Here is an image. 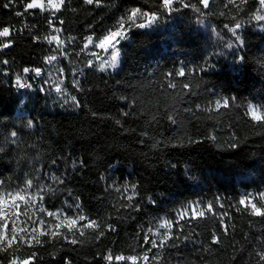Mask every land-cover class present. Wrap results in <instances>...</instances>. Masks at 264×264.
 Segmentation results:
<instances>
[{
    "label": "trees",
    "instance_id": "16d2710c",
    "mask_svg": "<svg viewBox=\"0 0 264 264\" xmlns=\"http://www.w3.org/2000/svg\"><path fill=\"white\" fill-rule=\"evenodd\" d=\"M29 2L0 0V30L10 29L0 37V193L33 181L32 219L21 216L17 230L57 231L61 221L51 211L94 219L103 235L77 232L78 244L40 236L41 244L0 252V264L31 253L33 264H132L108 261L109 253L136 257L137 264H264L258 255L264 217L238 203L264 193V125L246 114L249 105L264 107V21L253 19L258 0L243 10L225 7L227 0H210L208 8L184 0L194 7L176 3L173 11L162 0H65L59 11L26 10ZM137 8L155 13L156 21L131 27L119 44L118 71L97 70L88 38L99 42ZM53 35L63 44H50L46 37ZM18 75L30 86H18ZM225 99L228 107L221 106ZM210 202L216 215L180 219L189 205ZM165 221L173 223V238L152 247L146 238L159 244L153 233H168L160 227ZM214 235L221 243L212 242Z\"/></svg>",
    "mask_w": 264,
    "mask_h": 264
},
{
    "label": "snow or ice",
    "instance_id": "6c2138e0",
    "mask_svg": "<svg viewBox=\"0 0 264 264\" xmlns=\"http://www.w3.org/2000/svg\"><path fill=\"white\" fill-rule=\"evenodd\" d=\"M11 2V0H9ZM88 4H92L94 2L99 3V0H86ZM199 2L203 5L204 8H208L210 4V0H199ZM248 0H239V3H237V0H227L225 7L228 5H232L239 10L242 9V5L246 4ZM179 3L183 7H194L193 5H190L188 3H184V0H162V7L164 10L167 11H173L175 10L173 8V5ZM259 7L257 8L256 12L253 14V19L257 22L264 21V0H258ZM65 4V0H47V3H45V0H31V2L26 4V10L27 9H40L41 11H47V10H55L59 11L61 7ZM5 8L8 7V4L4 5ZM199 11V9H196ZM21 13H17V15H20ZM138 19H142L146 21V23H136ZM157 19V15L155 13L149 14L142 12L140 9H133L130 13V15L127 17V20H120L118 22L117 27L110 31L107 35H105L97 45L100 49L104 51H108L110 48H116V46L120 43L122 39H125L127 37L128 31L131 30L132 26L138 27V28H145L151 26ZM241 24L237 23L235 25V28H233L231 31L233 35H236V31L241 28ZM54 31L59 32V29H54ZM10 35V29L8 27L3 28L0 30V37H8ZM48 39V42L51 44L53 42L57 43V45L63 44V41L59 38V36L53 35L50 38L46 37ZM237 40L240 39L239 36L236 37ZM88 43L92 44L93 39L92 37L88 38ZM231 47V45H228ZM3 48L10 47V43H3ZM119 57V52L117 51L115 54L111 56V63L110 67L115 68L117 66ZM49 61L55 60L56 57L52 56L48 58ZM4 63H7V61H4ZM104 66H101L100 71H104ZM29 71H35L38 75L40 73L39 69L31 70L28 68L23 69L24 73H28ZM179 76H184L185 73L183 69H181L178 73ZM16 83L18 86H30L22 84V78L18 75L16 78ZM169 87L176 88V84L172 83L169 84ZM185 88H188L189 86L187 84L184 85ZM56 92H61L62 89L57 86ZM75 100V97L72 98ZM235 99V98H233ZM218 105H220V102H217ZM223 107L229 106V100L225 99L223 101V104L221 105ZM247 115L250 116L251 120L255 123L264 125V107L260 106H254L249 105L247 110ZM31 126V125H29ZM11 135L13 137L16 136L15 132H12ZM213 139H215L213 137ZM58 179V178H54ZM61 183L63 181H60ZM3 182L0 181V185H2ZM26 186L24 188H21L18 191L15 192H9L7 194L0 193V252H9L10 249L16 250L19 248L20 242L24 243H30L34 242L36 244H41L43 241H41L40 236H50L51 238L55 239L56 237H60L62 239L68 240L72 244H78L82 243L77 236L76 233H79V237H86V230H91L97 233V235H103V227L102 225L97 222L94 219H90L87 216L84 215H78L76 217H71L65 215L63 220L59 224L55 225V228L57 231H53L51 229L45 231L43 227L40 229L36 227H32L31 232L28 231V229L25 228H19L17 230L16 225L18 222H21L19 218L21 216L27 217L29 220L32 219V216L29 215V212L32 210V205L36 202L37 196L30 195L28 193V189L33 186L32 180H27L25 182ZM119 191V189H117ZM134 191V189H133ZM38 195V194H37ZM129 200L133 199L132 196L127 197ZM39 200L43 201V196H39ZM239 205L243 206L245 210L249 212L250 215L255 217H264V193H261L258 197H250V196H244L239 200ZM24 207V210L21 211V207ZM131 206V205H129ZM71 207V205L69 206ZM76 207H79V205H76ZM189 208L192 209V215L191 217L188 216V209H185L183 212L180 213V219H198L205 217L206 213H211L213 215H216L214 212V208L212 203H208L203 209L197 207H193L189 205ZM239 210V208L237 209ZM40 212H45L46 209L42 206L39 208ZM34 215V213H33ZM47 215L49 217H56L58 214L48 211ZM227 215V213H224L221 216V222L223 223V216ZM14 217V219L11 220V223L13 225L12 229H9V219ZM82 221H87L86 223L80 224ZM40 225H44V221H39ZM178 223V221H177ZM33 224H36V221H33ZM79 225V227H78ZM61 227L67 228L68 232L72 233L71 238L63 233L58 231ZM110 231H115L114 226L108 225L107 226ZM161 228L168 229V233L161 235V233L154 232L153 235L160 237V243L157 244L154 240H148L146 238V242L150 243L152 247H163L165 244H167L168 240L172 239L171 236V229L173 228V223L171 221H165L163 224L160 225ZM148 232L152 233L153 230L151 228L148 229ZM19 233H25V235L21 236ZM224 233L228 234V226L224 225ZM213 243L219 244L221 243V240L217 236H213ZM260 257V261H264V252H261L258 254ZM35 258V253L29 254V258L23 259V260H17L12 259L9 264H33V260ZM106 260L112 261L113 259L117 261H124L125 259L131 260L132 264H137V258L136 257H124L123 255H116L113 257L111 253H109L106 257ZM145 262L148 261V256L145 255L142 258Z\"/></svg>",
    "mask_w": 264,
    "mask_h": 264
},
{
    "label": "rangeland",
    "instance_id": "374dc122",
    "mask_svg": "<svg viewBox=\"0 0 264 264\" xmlns=\"http://www.w3.org/2000/svg\"><path fill=\"white\" fill-rule=\"evenodd\" d=\"M151 26L146 27V28H151ZM123 40L124 39H122L120 41V43ZM98 44H99V42H95L93 40L92 44H89L88 41H87V43L85 45L86 50L91 55V63H92V65H94L97 70H100L101 66H104V68H105L104 71H110V72L118 71L119 68H120V55H121V49L119 47V44L116 46V48H114V49L110 48L108 51H104V50L100 49L97 46ZM117 51L119 52L118 62H117V66L115 68H113V67L109 66L110 63H111V56L113 54H115ZM191 215H192V209L190 208L188 210V216L191 217ZM57 218L60 221L63 220V217H61L60 215H57Z\"/></svg>",
    "mask_w": 264,
    "mask_h": 264
},
{
    "label": "built area",
    "instance_id": "2783aa9c",
    "mask_svg": "<svg viewBox=\"0 0 264 264\" xmlns=\"http://www.w3.org/2000/svg\"><path fill=\"white\" fill-rule=\"evenodd\" d=\"M45 3H47V0H45ZM50 11H55V10H50ZM53 33V32H52ZM23 87V86H22Z\"/></svg>",
    "mask_w": 264,
    "mask_h": 264
}]
</instances>
